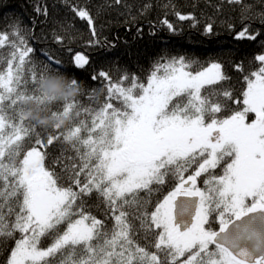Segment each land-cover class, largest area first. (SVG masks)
Segmentation results:
<instances>
[{"label": "snow or ice", "instance_id": "6c2138e0", "mask_svg": "<svg viewBox=\"0 0 264 264\" xmlns=\"http://www.w3.org/2000/svg\"><path fill=\"white\" fill-rule=\"evenodd\" d=\"M76 14L93 24L88 11ZM162 24L175 32L167 19ZM9 29L0 31V49L10 48L0 69L2 264H264V31L242 20L233 33L262 49L239 97L224 87L219 62L160 57L144 82L127 74L112 81L105 71L92 76L102 84L93 100L106 89L105 102L92 108L42 92L41 82L53 74L80 83L59 61L52 71L33 66L24 80L31 89L18 90L34 49L19 21ZM88 64L75 54V67ZM24 99L86 118L41 138ZM61 136L75 156L58 159L57 172L45 165L46 149ZM94 193L110 227L87 210L85 198Z\"/></svg>", "mask_w": 264, "mask_h": 264}, {"label": "trees", "instance_id": "16d2710c", "mask_svg": "<svg viewBox=\"0 0 264 264\" xmlns=\"http://www.w3.org/2000/svg\"><path fill=\"white\" fill-rule=\"evenodd\" d=\"M78 10L89 12L91 26L78 17ZM177 13L194 19L180 20ZM262 18L264 0H242L240 4H230L229 0H0V31H9V25L19 21L27 33L29 46L34 49L32 64L25 65L18 90L31 89V83L25 85L24 80H30L33 66L37 73L45 66L52 71L56 69L52 61H59L64 73L76 77L82 85L83 90L76 98L78 103L92 108L103 104L106 96L105 89L92 99L94 90L102 87L100 78L93 80L92 76L105 71L112 81L121 80L127 74L144 82L160 57L183 56L205 66L210 61L219 62L228 77L224 87L231 90L234 97H239L245 87L243 76L257 70L258 62L254 57L262 49L256 42L235 39L233 33L239 31L242 20L264 31ZM164 19L174 25L175 32L166 29L162 24ZM209 24L213 26L212 33L206 30ZM75 54L88 58L89 64L84 70L74 66ZM7 58H10L8 45L0 49V69L6 67ZM239 64L243 65V72L237 70ZM7 111L11 115V110ZM85 118L82 113L61 129L37 125L35 132L41 138L48 134L59 135ZM27 123L26 120L25 125ZM24 143L30 147L31 137ZM46 152V167L51 166L57 172L61 170V164L56 162L58 159L63 158L67 163L68 157L75 156V151L62 136L48 146ZM85 199L87 210L104 219L110 227L111 221L105 219L104 205L96 194ZM212 227H217L215 222ZM140 243L146 242L140 240ZM6 255V252L0 254V264Z\"/></svg>", "mask_w": 264, "mask_h": 264}, {"label": "clouds", "instance_id": "9594fccd", "mask_svg": "<svg viewBox=\"0 0 264 264\" xmlns=\"http://www.w3.org/2000/svg\"><path fill=\"white\" fill-rule=\"evenodd\" d=\"M40 88L49 98L53 100L72 101L76 99L82 92V85H73L70 78L65 75H49L41 82ZM25 115L34 121L38 126L45 128H64L72 120V117L50 113L41 108L31 99L23 100Z\"/></svg>", "mask_w": 264, "mask_h": 264}, {"label": "rangeland", "instance_id": "374dc122", "mask_svg": "<svg viewBox=\"0 0 264 264\" xmlns=\"http://www.w3.org/2000/svg\"><path fill=\"white\" fill-rule=\"evenodd\" d=\"M250 117H251V116H250ZM250 119H251V118H250ZM215 171H216V172H219V171H220V169H216Z\"/></svg>", "mask_w": 264, "mask_h": 264}, {"label": "flooded vegetation", "instance_id": "af4514ba", "mask_svg": "<svg viewBox=\"0 0 264 264\" xmlns=\"http://www.w3.org/2000/svg\"><path fill=\"white\" fill-rule=\"evenodd\" d=\"M251 118V117H250Z\"/></svg>", "mask_w": 264, "mask_h": 264}]
</instances>
